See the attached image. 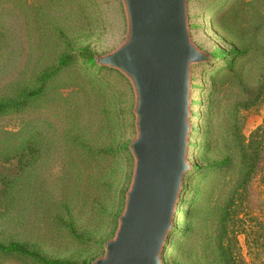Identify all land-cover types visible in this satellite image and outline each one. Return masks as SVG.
<instances>
[{"label":"rangeland","instance_id":"obj_1","mask_svg":"<svg viewBox=\"0 0 264 264\" xmlns=\"http://www.w3.org/2000/svg\"><path fill=\"white\" fill-rule=\"evenodd\" d=\"M187 16L192 43L209 60L191 67L190 169L162 264L213 262L224 236L217 177L208 173L221 158L210 149L225 122L215 95L222 54L242 49L251 37L243 29L261 24L250 42L264 48V0H188ZM129 37L125 0H0V264L105 258L134 181L139 96L132 78L100 59ZM238 116L250 137L264 124V102ZM237 201L230 247L238 264H264L261 172ZM10 245L21 250H2Z\"/></svg>","mask_w":264,"mask_h":264},{"label":"water","instance_id":"obj_2","mask_svg":"<svg viewBox=\"0 0 264 264\" xmlns=\"http://www.w3.org/2000/svg\"><path fill=\"white\" fill-rule=\"evenodd\" d=\"M130 37L100 64L134 81L139 137L133 185L117 236L95 264H162L189 171L191 67L209 58L192 43L188 0H125Z\"/></svg>","mask_w":264,"mask_h":264},{"label":"trees","instance_id":"obj_3","mask_svg":"<svg viewBox=\"0 0 264 264\" xmlns=\"http://www.w3.org/2000/svg\"><path fill=\"white\" fill-rule=\"evenodd\" d=\"M262 25L255 30L249 27L243 29V32H249L251 37L243 44L242 49L235 47L233 51L222 54L227 67L225 73L218 78L219 86L216 87L215 95L225 103L226 110L223 108L222 112V120L225 119V122L221 120V129L213 135L214 146L210 149L211 153L217 152L221 158L208 167V173L209 176L217 177L215 187L217 186L223 203L221 207L216 206L215 216L226 240L219 237V243L212 252L211 264H238V249L230 247L228 232L234 235L238 233L234 226L228 227L229 215L235 212L237 199L248 191L260 172L264 187V170H259L264 154V124L247 137L241 117H237L240 112L257 108L264 102V48L256 51L254 44L250 42L251 39L258 40ZM2 250L10 253L21 249L17 245H10Z\"/></svg>","mask_w":264,"mask_h":264}]
</instances>
